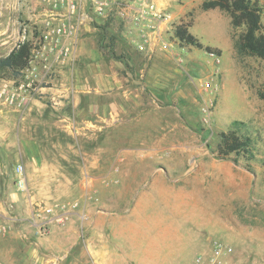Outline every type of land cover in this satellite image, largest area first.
<instances>
[{
  "label": "rangeland",
  "instance_id": "374dc122",
  "mask_svg": "<svg viewBox=\"0 0 264 264\" xmlns=\"http://www.w3.org/2000/svg\"><path fill=\"white\" fill-rule=\"evenodd\" d=\"M203 1L161 0L173 29L187 24L203 47L174 40L166 52L184 80L178 86L168 75L177 88L168 86L140 120L102 127L78 119L72 127L47 100L26 118L0 100V218L14 217V232L0 235L1 264H191L216 240L231 246L228 264H264V60L242 48L243 27ZM44 5L0 0V57L18 46L23 28L29 44L38 37ZM109 26L125 45L117 22ZM81 36L102 55H121L119 45L100 47L97 31ZM0 73V85L21 80L20 71ZM229 129L249 137L250 150L222 155ZM9 189L20 201L6 199ZM54 202L76 206L43 228L37 215Z\"/></svg>",
  "mask_w": 264,
  "mask_h": 264
},
{
  "label": "crops",
  "instance_id": "0c3cea01",
  "mask_svg": "<svg viewBox=\"0 0 264 264\" xmlns=\"http://www.w3.org/2000/svg\"><path fill=\"white\" fill-rule=\"evenodd\" d=\"M105 29L112 30L110 26ZM92 31H97L98 34L101 28L86 25L76 37L73 56L59 64L56 74L38 83L24 107L14 108L20 110L24 118L32 112L36 103L43 104V99L51 102L54 110L60 113V120L65 122L62 125L75 127L74 123L78 119L91 125L95 121L102 122L99 125L102 127L135 122L141 119L145 109L150 110L152 105L156 107L163 101V96L169 94L168 86L174 90L177 83L179 86L180 81L183 82V75L179 77L170 66V53L159 51L153 55L141 56L128 40L125 45L119 41L122 33L117 29L115 31L121 33V36H116L113 47L117 48L119 45L118 47L123 48L121 55L111 53L110 56H105L97 51L93 40L81 36L83 32ZM8 53L9 51L4 56ZM168 75L177 76L178 82L174 86L168 85ZM7 198L12 202L20 201L19 194L10 189ZM13 220L14 217L0 218V235L6 236L10 226L9 232H14ZM35 220L32 219V223L38 225ZM3 256L5 254L0 253V264Z\"/></svg>",
  "mask_w": 264,
  "mask_h": 264
},
{
  "label": "built area",
  "instance_id": "2783aa9c",
  "mask_svg": "<svg viewBox=\"0 0 264 264\" xmlns=\"http://www.w3.org/2000/svg\"><path fill=\"white\" fill-rule=\"evenodd\" d=\"M39 35L30 43L27 65L20 70L21 80L5 81L0 85V100L21 109L27 104L36 83L45 81L53 68L71 58L76 37L85 26L108 27L117 22L135 51L153 55L159 51L173 52V14L161 0H49L40 14ZM173 29V32H172ZM26 28L20 43L26 40ZM28 40V39H27ZM15 184L27 188L24 165L15 166ZM76 202H54L38 214L43 228L53 219L67 214ZM230 245L214 241L207 253L197 254L191 264H228Z\"/></svg>",
  "mask_w": 264,
  "mask_h": 264
},
{
  "label": "trees",
  "instance_id": "16d2710c",
  "mask_svg": "<svg viewBox=\"0 0 264 264\" xmlns=\"http://www.w3.org/2000/svg\"><path fill=\"white\" fill-rule=\"evenodd\" d=\"M202 6L205 9L218 7L227 12L233 27H243L240 35L242 48L264 60V22L261 16V0H204ZM187 26V24L177 25L174 28L175 37L182 42L202 48L203 44L188 30ZM100 28L99 45L111 50L115 45L116 35L113 33L108 35L104 25ZM29 55V42L19 43L6 56L0 57V72L4 68H9L16 71L17 75L27 65ZM218 150L224 156L232 152L240 154L250 150L249 137L239 134L235 129H229L221 133Z\"/></svg>",
  "mask_w": 264,
  "mask_h": 264
}]
</instances>
